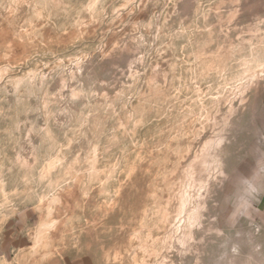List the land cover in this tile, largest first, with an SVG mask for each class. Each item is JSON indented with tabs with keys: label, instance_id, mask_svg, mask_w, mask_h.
Returning a JSON list of instances; mask_svg holds the SVG:
<instances>
[{
	"label": "rangeland",
	"instance_id": "rangeland-1",
	"mask_svg": "<svg viewBox=\"0 0 264 264\" xmlns=\"http://www.w3.org/2000/svg\"><path fill=\"white\" fill-rule=\"evenodd\" d=\"M264 0H0V264H264Z\"/></svg>",
	"mask_w": 264,
	"mask_h": 264
},
{
	"label": "crops",
	"instance_id": "crops-1",
	"mask_svg": "<svg viewBox=\"0 0 264 264\" xmlns=\"http://www.w3.org/2000/svg\"><path fill=\"white\" fill-rule=\"evenodd\" d=\"M258 121L261 124V130L264 132V104L261 105V109L258 110ZM260 159H264V152H261ZM250 185L251 192L255 194L257 198L255 203V213L256 217L261 222L264 227V163L255 170L254 175H252L247 181Z\"/></svg>",
	"mask_w": 264,
	"mask_h": 264
}]
</instances>
